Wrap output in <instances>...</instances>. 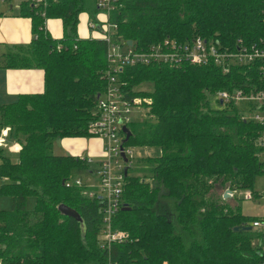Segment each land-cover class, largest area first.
<instances>
[{"label": "trees", "instance_id": "1", "mask_svg": "<svg viewBox=\"0 0 264 264\" xmlns=\"http://www.w3.org/2000/svg\"><path fill=\"white\" fill-rule=\"evenodd\" d=\"M82 11L94 20L95 0H21L18 12L30 18L32 36L2 54L6 67L42 69L43 89L0 103V128L8 126V136L20 144L12 153L0 146V177L6 179L0 194L11 201L0 209V264H258L255 231L246 228L257 214L242 213L237 201L246 191L251 199L259 196L253 189L263 173L259 129L241 115V104L220 101L217 92L261 87V61L229 60L225 70L212 59L122 67V97L151 98L143 117L126 123V143L160 152L145 158L146 172L124 174V207L111 227L125 238L103 244L102 203L73 183L88 163L53 151L58 137L89 134L104 88L107 42L77 35ZM48 18L60 19L59 37L46 29ZM109 20L116 24L112 38L141 48L196 35L221 50L264 46V0H123ZM143 81L150 88L136 91ZM226 189L231 195L223 197ZM29 195L32 208L25 206ZM60 202L79 212L83 236L75 219L56 209Z\"/></svg>", "mask_w": 264, "mask_h": 264}, {"label": "built area", "instance_id": "2", "mask_svg": "<svg viewBox=\"0 0 264 264\" xmlns=\"http://www.w3.org/2000/svg\"><path fill=\"white\" fill-rule=\"evenodd\" d=\"M123 0H95L97 16L95 19H88L87 27L90 37H98L107 42L105 50V66L102 69L104 88L97 95L95 112L88 121L87 132L90 135L103 139L101 157L93 161L89 156H80L89 165L94 164L93 170H86L91 177L87 183H83L80 174L73 178V183L83 185L84 193L89 197H97L102 203L101 227L99 239L103 244L111 241H121L125 235L120 230L112 229L111 221L113 215L121 206V191L124 174L123 165H129V155L132 150L126 146V142L119 144L123 137L121 125L130 120L128 114L131 107L140 105L141 99L137 96L123 98L121 86L118 82V73L123 66L139 64L168 63L178 64L182 61L189 63H205L208 59L222 65V70L226 69L224 63H249L255 59L261 61L259 68L264 67V46L250 44L249 46H239L236 51L218 49L215 43H206L200 36H194L189 41H177L174 38H164L146 45L144 48L136 47L131 41L115 40L111 37L115 30V22L109 20L110 12L121 5ZM101 14V17L98 16ZM264 72V70H262ZM264 75V74H263ZM217 95L221 101H233L243 104L241 115L249 118L259 129L258 144L262 152V171L264 173V83L256 89H249L243 92L241 88L235 90H219ZM2 137L8 135V126L1 128ZM0 137V142L3 138ZM12 148L18 149V143L13 141ZM10 145V146H11ZM126 156L127 162L122 160L120 152ZM231 195V191H230ZM264 200V190L259 194ZM245 198H249V192H244ZM250 228L255 231L257 250L261 254L258 264H264V214L257 215L250 222Z\"/></svg>", "mask_w": 264, "mask_h": 264}, {"label": "crops", "instance_id": "3", "mask_svg": "<svg viewBox=\"0 0 264 264\" xmlns=\"http://www.w3.org/2000/svg\"><path fill=\"white\" fill-rule=\"evenodd\" d=\"M21 0H0V103L14 101L19 94L41 92L43 89V71L38 67H6L3 65L2 54L14 50L16 45H24L31 38L30 18L19 15ZM97 16V13L94 12ZM101 17V14L98 13ZM86 12L78 14L76 32L79 37H89L91 34ZM50 35L59 37L62 25L59 18H48L44 23ZM0 137L1 134H0ZM3 143L7 136L2 137ZM13 140V139H12ZM12 144V143H11ZM103 139L93 135H77L58 137L53 142L54 153L75 156H89L98 160L102 153ZM258 215V214H257Z\"/></svg>", "mask_w": 264, "mask_h": 264}, {"label": "rangeland", "instance_id": "4", "mask_svg": "<svg viewBox=\"0 0 264 264\" xmlns=\"http://www.w3.org/2000/svg\"><path fill=\"white\" fill-rule=\"evenodd\" d=\"M137 87L135 88L136 91H142L145 89L150 88V84L147 82H140L136 85ZM235 90V89H233ZM229 91V90H227ZM138 97V95H136ZM142 97V98H141ZM138 98L141 99V103L140 105H136L135 107H131V111L128 114V118H130L131 120L128 122V126L131 124L132 121H138L141 117H143L144 115V111L145 109H147V105L151 102V98L150 96H139ZM210 101L212 102L213 105H216V103L214 102V95H211L210 97ZM237 105H242V110H245L243 108V104L240 102L235 103ZM1 131V128H0ZM14 140H12L11 136L7 135V139L5 142L1 143L0 146L3 147L5 149V152H15L17 151L16 149L12 148L11 143H13ZM16 143H18V141L15 140ZM54 142V141H53ZM11 145V146H10ZM20 144L18 143V146ZM126 146L130 147L132 150L131 155H129V165L127 168V172L128 174H132V173H136L137 174H142L143 172H146V168L148 166V164L145 161L146 157H150V156H155L157 154H159L160 149L158 146L155 145H135V144H131V143H126ZM55 152L57 151V148L53 149ZM94 169V164H90L87 170H93ZM81 180L83 183H87L89 181V179L91 178L88 174L87 171H83L80 174ZM6 181V179L1 178L0 177V182H4ZM253 189L258 191V193L260 194L263 190H264V173H260L258 174L255 179H254V183H253ZM241 191L240 193H236L237 195H241ZM34 205V197L32 195L27 196L26 200H25V206L27 208H32ZM237 205L239 206L240 210L242 213L248 214V215H252V214H264V200L261 198V196L259 195L256 198H245V196L243 195V198L241 197L238 201H237ZM11 206V201H10V197L4 194H0V209H9ZM99 234H98V238H99ZM256 236L254 233V236L252 237V243L255 240Z\"/></svg>", "mask_w": 264, "mask_h": 264}, {"label": "water", "instance_id": "5", "mask_svg": "<svg viewBox=\"0 0 264 264\" xmlns=\"http://www.w3.org/2000/svg\"><path fill=\"white\" fill-rule=\"evenodd\" d=\"M131 41L130 40H127V44H130ZM221 101V100H220ZM121 131L123 133V137L120 139L119 141V144L121 145L122 142H126L131 134V131L130 129L128 128V126H126L125 124H122L121 125ZM120 155L122 157V160L124 162H127V159H126V156L124 155V153L121 151L120 152ZM127 168H128V165L125 163L123 165V174H126V171H127ZM223 197H227V196H230V191L229 189H226L223 194H222ZM124 206L121 205V208H123ZM56 209L59 211L60 214L62 215H67V216H70L72 218L75 219V221L78 223V227H79V231H80V235L83 236L84 235V232H85V225H84V221L81 217V215L79 214V212L74 209L73 207H70L68 205H66L65 203H58L56 205ZM234 229H237L236 226L233 227ZM247 229L250 228V226H246Z\"/></svg>", "mask_w": 264, "mask_h": 264}]
</instances>
